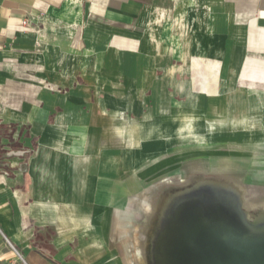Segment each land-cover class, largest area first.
I'll return each instance as SVG.
<instances>
[{
  "label": "crops",
  "instance_id": "1",
  "mask_svg": "<svg viewBox=\"0 0 264 264\" xmlns=\"http://www.w3.org/2000/svg\"><path fill=\"white\" fill-rule=\"evenodd\" d=\"M227 146L264 170V0H0L2 260L162 264L166 203Z\"/></svg>",
  "mask_w": 264,
  "mask_h": 264
},
{
  "label": "rangeland",
  "instance_id": "2",
  "mask_svg": "<svg viewBox=\"0 0 264 264\" xmlns=\"http://www.w3.org/2000/svg\"><path fill=\"white\" fill-rule=\"evenodd\" d=\"M247 123L248 122H245L244 120L241 119L237 121H232L229 127H230V130L232 129L233 133L235 134L237 132L244 131V130H238V129L241 127H247ZM255 124H257V122L255 121L251 122L250 127ZM229 139H230V142L234 143L235 145H239V138L230 137ZM183 150H188V147L187 148L183 147ZM225 150L227 151L226 152L215 151V155L217 156L213 157V160L215 161L216 164H215V169L212 171V173L205 171V168L200 170L201 171L200 173H205V174L207 173L209 175H212L211 178H213L215 182L231 183L232 185L237 187L238 188L237 195L232 197L233 199L232 201H228L229 205L234 210H237L236 212H238L242 216L243 220L245 221L246 226H248L253 232H263L264 231V180H263V183H261L260 179L258 178L256 180L257 183H255V181H253V177H254L253 175L254 173H257L258 174L257 177L262 176L264 178L263 176L264 170H256L254 168L253 169L245 168L244 167L245 165L243 163L244 158L242 157L247 156V155H245L244 153L240 151H237V152L231 151V150H237L236 147L230 146L229 148L227 147ZM207 155H209V153H207ZM221 156H227V157L232 156L234 158H225ZM251 156L252 155H249V157ZM211 159L210 161H213ZM252 159L253 158H250V161H252ZM198 161H203L201 163H203V167L205 166V163H206L205 159L198 160ZM185 173L186 174L183 177L182 182L179 185H177V188L179 190L184 189L187 186V184H190L191 182L193 183L195 179V178L188 177L187 171H185ZM167 192L173 193L174 191L172 190V188H170L168 189ZM194 218L196 220L195 219L194 221L189 220L188 225H186V227H183V229L179 231L180 233H178L176 230H175V233L171 232V229L168 227H165V229H163V231L160 232V237L157 240L158 241L157 250H159L158 256H160V257H157L158 259H161L160 247L163 243V240L165 239L166 241L167 239H169L170 242L174 243L177 240L179 234H181L180 237L182 238L189 231H193L198 236L199 239H202L203 245L206 244L205 243L206 241L205 242L203 241L204 240L203 235L205 234V231L214 229L215 231H219V232L225 231L226 233L233 231V233L235 234L232 225L228 223L227 220L222 219L221 217L217 215L213 217L205 216L203 215L202 211L198 208L195 213ZM190 225H191V229L188 230V228H190ZM142 241H145V238L143 236H142ZM144 245H145L143 249L144 258L142 259L143 264H154L153 262H150V261L148 262V258H149V251L147 250V247L149 246L148 241H145ZM8 249L9 247H7V250ZM156 254H157V251H156ZM251 256L252 257H250V255L246 252H243V253L240 252L238 256L236 257L237 258L236 263L234 261L232 263H227V264H256L255 256L253 255ZM1 257L3 256L0 255V264H10L8 260H2ZM12 257H15V256L12 255ZM162 260H160V262ZM166 262L168 263L170 261L167 260ZM263 264H264V261H263Z\"/></svg>",
  "mask_w": 264,
  "mask_h": 264
},
{
  "label": "bare ground",
  "instance_id": "3",
  "mask_svg": "<svg viewBox=\"0 0 264 264\" xmlns=\"http://www.w3.org/2000/svg\"><path fill=\"white\" fill-rule=\"evenodd\" d=\"M257 124L252 125L251 128L255 129L254 127H256ZM234 133L232 130H230V137H234ZM183 143L185 142H189V138H184V140H182ZM230 144L235 145L234 143L230 142ZM238 146V145H237ZM228 147V146H227ZM229 148V147H228ZM231 149V148H230ZM234 152L240 151L242 153H244L245 155L249 156L252 155L253 153L251 150L248 151H244V150H231ZM209 155H207L206 152H201L200 154L197 155V157H203L206 158L207 156H217L215 155V151L214 152H208ZM164 157V156H163ZM221 157H225V158H234L232 156H221ZM256 157V156H255ZM208 158V157H207ZM212 185H216V186H212ZM209 187H213L214 191H218L222 194H224L225 196L227 195V197L236 194L238 192V188L235 187L234 185H232L231 183H218V182H214V183H208V182H200L197 184H194V186L189 190L190 192H205L207 193V191H211L209 189ZM213 191V190H212ZM199 195V194H198ZM133 197V196H132ZM202 199L207 203L208 201L206 200L207 197L201 196ZM135 198V197H134ZM223 201L225 202V200L223 199ZM213 204H211L213 206L214 212H217L218 214L224 216L225 218L228 219V221L231 223L232 227L235 228L236 230V241L233 240H228L227 238H219L217 236H215V234L211 233L212 231L208 230L205 231L204 236V242L207 240L209 241L210 245L214 246L217 245L218 243L222 242L225 243V241L227 242H235V243H239L238 240L240 241V237H248V239L244 238L243 241H245L246 244L248 245H252V246H257V239L258 235L253 234L252 232L249 231V229L243 224V221L241 220V218H239V216L236 215H232L227 213L228 211V207L229 205H224V203L222 204L220 201L214 200L212 201ZM167 205L164 208V212H162V216L163 218H166L167 220H169L171 217H175V222L176 224V231L182 227H184V225H186V223H188V218L186 217V215L183 212L177 211L176 208H174V205L170 202L166 203ZM131 205V204H130ZM223 205V206H222ZM226 206V207H225ZM127 210V209H126ZM190 228H188V230H190ZM215 249V246H214ZM213 251H216L214 250ZM213 253V252H211ZM238 253L236 252H221V251H216V254H213L212 256L209 255L207 253V250L205 249V245L202 244V239H199L198 236L193 232V231H189L187 234H185L184 237L181 238L179 245L176 247V251H175V255L173 257V261H171L169 264H227L231 262L236 263L237 261V257ZM169 261V260H168Z\"/></svg>",
  "mask_w": 264,
  "mask_h": 264
},
{
  "label": "water",
  "instance_id": "4",
  "mask_svg": "<svg viewBox=\"0 0 264 264\" xmlns=\"http://www.w3.org/2000/svg\"><path fill=\"white\" fill-rule=\"evenodd\" d=\"M213 187L216 186V185H212ZM213 187H209V189L211 191H207V193L205 192H200V193H197L196 191L195 192H188V193H183L180 197H178L175 201L172 202V204L174 205V208L177 209V211H180V212H183L186 217L188 218V222L189 220H193L194 221V217H195V213L197 211V209L199 208L203 215L205 216H208V217H213L215 215L221 217L222 219H225L228 221L227 218H225L224 216L218 214L217 212H214V209H213V206L211 204L212 201L214 200H217V201H220L222 204L224 203V205H229V202L228 201H232V197L236 196V194H233L229 197H227V195L225 196L224 194L218 192V191H214ZM199 194V195H198ZM201 196H204V197H207V203L202 199ZM223 199L225 200V202L223 201ZM223 206V205H222ZM225 206V207H226ZM228 207V211L227 213L229 214H232V215H236V216H239V218H241V220L243 221V224L246 226L245 224V221L243 220L242 216L236 212L237 210H234L230 205L227 206ZM176 217V216H175ZM175 217H171L169 220H167L166 218H162V223H163V229H165V227H168L171 229V232H174L175 233V230H176V222H175ZM192 218V219H191ZM196 220V219H195ZM228 223H230L228 221ZM193 224V223H191ZM231 224V223H230ZM186 225H188V223H186ZM186 225H184V227H186ZM194 226V225H192ZM191 227V225H190ZM250 232H252L253 234H256L258 235V238L257 239V246H250L248 244L245 243L244 238L248 239V237H243L241 236L239 239L240 241L238 240L239 243H235V242H226L225 243H218L217 245H214L215 246V249H214V246L210 245L209 241L206 240V244H205V249L207 250V253L209 255H213V254H216V251H221V252H236V253H243V252H246L250 255V257H252L251 255L255 256V262L256 264H263V261H264V231L263 232H253L248 226H246ZM173 228V229H172ZM162 229V231H163ZM183 229L180 228L177 230L178 233H180L179 231H181ZM233 230L235 232V234L233 233V231L229 232V233H226L225 231H215L214 229H211V233L215 234V236L219 237V238H227L228 240H235L236 241V230L235 228L233 227ZM210 231V230H209ZM180 235H178V238L177 240L173 243V242H170L169 239H167L165 241V239L163 240V243L160 247L161 249V260L162 261H165L163 262L162 264H169L171 261H173V257L175 255V251H176V247L179 245L180 243ZM165 241V242H164ZM173 243V244H172ZM216 250V251H213ZM157 251V254L159 252V250H156ZM155 251V253H156ZM213 252V253H211ZM167 260H169L170 262H166ZM230 263H232L230 261Z\"/></svg>",
  "mask_w": 264,
  "mask_h": 264
},
{
  "label": "built area",
  "instance_id": "5",
  "mask_svg": "<svg viewBox=\"0 0 264 264\" xmlns=\"http://www.w3.org/2000/svg\"><path fill=\"white\" fill-rule=\"evenodd\" d=\"M22 25L26 26V27H29V22L25 20V21L22 22ZM20 154H23V153H20Z\"/></svg>",
  "mask_w": 264,
  "mask_h": 264
},
{
  "label": "trees",
  "instance_id": "6",
  "mask_svg": "<svg viewBox=\"0 0 264 264\" xmlns=\"http://www.w3.org/2000/svg\"><path fill=\"white\" fill-rule=\"evenodd\" d=\"M3 152H4V151L0 150V156H1V154H2Z\"/></svg>",
  "mask_w": 264,
  "mask_h": 264
}]
</instances>
